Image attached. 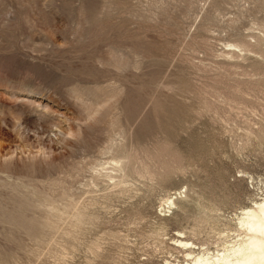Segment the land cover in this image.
Wrapping results in <instances>:
<instances>
[{"label": "rangeland", "instance_id": "1", "mask_svg": "<svg viewBox=\"0 0 264 264\" xmlns=\"http://www.w3.org/2000/svg\"><path fill=\"white\" fill-rule=\"evenodd\" d=\"M263 198L264 0H0V264H185Z\"/></svg>", "mask_w": 264, "mask_h": 264}, {"label": "bare ground", "instance_id": "2", "mask_svg": "<svg viewBox=\"0 0 264 264\" xmlns=\"http://www.w3.org/2000/svg\"><path fill=\"white\" fill-rule=\"evenodd\" d=\"M52 135L56 141L65 138L60 128L53 129ZM170 203L173 204L172 199ZM77 219L80 220V216H77ZM237 219L243 237L235 239L230 246L217 253L203 250L195 254L193 242L177 239L189 258L185 264H264V198L255 201L252 206L243 208Z\"/></svg>", "mask_w": 264, "mask_h": 264}]
</instances>
